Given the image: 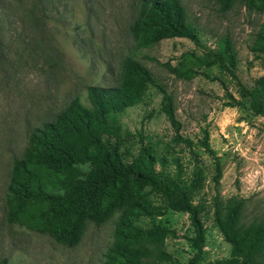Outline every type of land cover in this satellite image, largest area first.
I'll return each instance as SVG.
<instances>
[{"label": "rangeland", "instance_id": "obj_1", "mask_svg": "<svg viewBox=\"0 0 264 264\" xmlns=\"http://www.w3.org/2000/svg\"><path fill=\"white\" fill-rule=\"evenodd\" d=\"M139 2L0 0V259L8 264H106L110 246L119 240L115 232L118 213L100 225L87 223L78 243L66 246L8 223L4 189L13 159L23 153L29 129L51 120L74 97L87 105L88 85H118L127 56L146 66L170 94L176 133L194 141L206 131L211 152L194 147L191 153L177 141L161 109V93L154 87L118 116L124 136L120 150L134 154L141 136L156 155L166 158L165 170H173L171 160H178L182 178L197 158L209 168L216 162L220 167L217 184L207 180L200 193L205 205L200 215L199 264L229 255L230 246L212 218L213 193L244 198V218L264 222V115L253 114L227 78L219 81L199 74L181 80L169 74L165 63L174 64L186 51L200 53L201 48L190 40L170 37L138 47L130 25ZM180 2L201 46L214 48L220 38L229 39L236 58L234 71L242 84L249 87L264 75V39L257 38L264 23V3L256 10L247 8L244 0H231L227 6L221 0ZM212 72L218 75L215 69ZM87 167L81 165L82 170ZM145 191L157 213L140 217L137 224L167 229L163 248L169 260L161 264H187L195 254L188 213L172 210L148 187Z\"/></svg>", "mask_w": 264, "mask_h": 264}, {"label": "trees", "instance_id": "obj_2", "mask_svg": "<svg viewBox=\"0 0 264 264\" xmlns=\"http://www.w3.org/2000/svg\"><path fill=\"white\" fill-rule=\"evenodd\" d=\"M230 1L221 3L227 6ZM244 3L247 8L260 10L264 0ZM130 32L138 47L170 37L190 40L201 48L200 53L186 51L174 64L165 63L169 74L181 80L199 74L218 77L219 81L227 78L247 108L253 114L264 115V75L249 87L242 84L234 71L236 58L229 39L220 38L214 48L201 46L180 0H140ZM257 38L264 39V23ZM149 87L160 91L161 109L173 125L177 141L191 153L194 147L211 152L206 131L194 141L176 133L178 123L173 117L170 94L146 66L127 56L118 85H88L87 105L74 97L51 120L29 129L23 153L13 159L4 189L6 221L74 246L87 223L100 225L118 213L115 232L119 240L110 246L106 264H161L169 260L163 248L167 229L137 224L140 217L157 213L147 198L148 187L159 193L172 210L188 213L195 254L187 264H199L203 244L200 215L205 205L200 193L207 180L217 184L220 167L216 162L209 168L197 158L182 178L178 160H171L173 170H165L166 158L156 155L141 136L134 154L120 150L124 136L118 116L139 103ZM227 97L236 103L231 94ZM193 156L196 158V154ZM81 165L88 167L82 170ZM210 201L213 221L230 248L228 257L205 264H264V222L244 218V198H222L215 192ZM0 264L8 263L2 258Z\"/></svg>", "mask_w": 264, "mask_h": 264}]
</instances>
